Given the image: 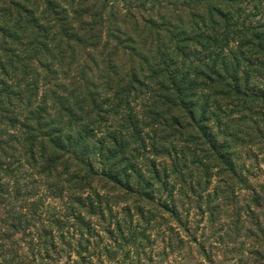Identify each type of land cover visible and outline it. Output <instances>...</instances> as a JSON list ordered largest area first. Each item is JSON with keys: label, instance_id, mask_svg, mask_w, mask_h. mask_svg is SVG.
Here are the masks:
<instances>
[{"label": "trees", "instance_id": "obj_1", "mask_svg": "<svg viewBox=\"0 0 264 264\" xmlns=\"http://www.w3.org/2000/svg\"><path fill=\"white\" fill-rule=\"evenodd\" d=\"M263 165L264 0H0V264L82 259L109 196L138 262L264 264Z\"/></svg>", "mask_w": 264, "mask_h": 264}, {"label": "rangeland", "instance_id": "obj_2", "mask_svg": "<svg viewBox=\"0 0 264 264\" xmlns=\"http://www.w3.org/2000/svg\"><path fill=\"white\" fill-rule=\"evenodd\" d=\"M262 169L264 171V165L262 166ZM76 182H54L51 184V186L55 189L54 194H58L60 196V190H64V195L62 197V200H55L54 206L65 209L68 206L69 203V195H67V192H71L72 188L76 186ZM110 206L113 205V210L105 216V219L103 223H101V226L95 229V234L97 235L98 230L102 229H108V232L106 237L104 235L100 234V242L99 244L92 242L90 245L89 253L84 254L82 259H78L75 256L68 257L65 254L62 256V258H58L56 256H53L50 258L46 264H145L143 262V254L141 256L142 261L138 262L136 258L134 257V250L132 247V244L127 240H121L117 234H115L116 229V223H119L123 225V229L126 230L129 228V225L124 222V220L127 218V213L124 211V205H121L114 201L115 199L111 196ZM116 202V203H115ZM92 223L91 228H93L94 225L98 224V220L94 218L89 219ZM205 223L203 222L201 226H203ZM206 231L205 236L211 237V229H208V227L205 225ZM101 246L107 247L109 249V256L106 255L103 252V249ZM141 252V251H140ZM148 249H146V255H149ZM148 264H159V259L154 258L152 263Z\"/></svg>", "mask_w": 264, "mask_h": 264}]
</instances>
